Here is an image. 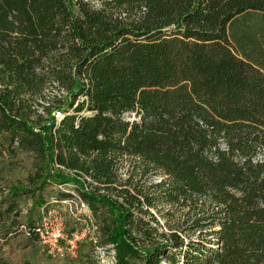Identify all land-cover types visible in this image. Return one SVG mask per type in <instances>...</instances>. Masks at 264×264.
Instances as JSON below:
<instances>
[{"label": "trees", "instance_id": "1", "mask_svg": "<svg viewBox=\"0 0 264 264\" xmlns=\"http://www.w3.org/2000/svg\"><path fill=\"white\" fill-rule=\"evenodd\" d=\"M257 12L264 0H0V135L41 160L31 184L0 186V264L35 222L22 214L72 194L19 208L52 183L106 208L118 264H264V68L233 42ZM54 161L70 170L48 176Z\"/></svg>", "mask_w": 264, "mask_h": 264}, {"label": "rangeland", "instance_id": "2", "mask_svg": "<svg viewBox=\"0 0 264 264\" xmlns=\"http://www.w3.org/2000/svg\"><path fill=\"white\" fill-rule=\"evenodd\" d=\"M97 4H100L101 0H94ZM248 24L251 27V35L247 37L233 38V42L237 51L241 54L246 55L253 59L257 64L264 68V13H250L248 15ZM239 21V22H238ZM236 24L245 23V19H239ZM237 31L241 33L244 26H236ZM240 30V31H239ZM49 88L47 91V104L52 102L51 99L54 94H65L68 89L64 86ZM52 106V103L50 104ZM53 110V109H52ZM54 111V110H53ZM52 111V113H53ZM38 112H40L44 117H48V109L38 106ZM1 138L6 147L3 154L0 155V186L2 188H10L12 186L28 185L31 184L29 176L37 172L38 165L41 164V160L37 159L36 156L28 151H24L15 147V145L9 144V134L2 133ZM138 162V159H136ZM129 159L128 156H123L122 160L119 162V174L121 178L128 177L129 173ZM62 171V169H55L53 163H49L47 166L46 174L48 176H54L56 172ZM161 176V172L155 174L154 178ZM37 181V179H36ZM69 184V183H68ZM60 190H71L72 186L63 183L62 186L59 183L47 184L43 189L37 190L36 194H23L19 198V208L24 205L27 200H35L38 194L44 195L45 198H50L51 196H57ZM90 207V206H89ZM91 214L95 218L101 227L102 217L106 213V208L101 207L100 210L93 211L90 207ZM156 211V210H155ZM66 218V227L72 229L79 226L81 223V218L79 219L72 213L69 209L63 211ZM157 216L161 219L162 215L156 211ZM39 216V208L35 204L28 214H22L20 219L28 220L31 218L32 221H37ZM101 221V222H100ZM99 239L97 242L92 240L84 241L76 256H71L69 254L59 255L49 253L47 247L38 241L31 242L28 240L26 235L20 231L15 232L10 235L7 243L1 249L3 256L8 261V264H118L116 247L115 244L106 239L103 228L100 229L98 233ZM132 264H143L142 260L136 258L133 260ZM162 264H172L168 260L164 259Z\"/></svg>", "mask_w": 264, "mask_h": 264}, {"label": "built area", "instance_id": "3", "mask_svg": "<svg viewBox=\"0 0 264 264\" xmlns=\"http://www.w3.org/2000/svg\"><path fill=\"white\" fill-rule=\"evenodd\" d=\"M60 113L56 109L53 111L57 118L61 116ZM52 163L55 169L70 170L65 164L56 161ZM87 177L90 179L89 176ZM59 185L62 186L63 183ZM64 209H69L70 213L81 218L79 226L72 229L66 227ZM21 229L26 235L32 231L37 233L38 240L47 247L51 254L76 256L84 241H98L101 227L100 223L93 218L89 203L78 191L73 190L70 196L62 198L57 205H41L38 220L32 226L22 223Z\"/></svg>", "mask_w": 264, "mask_h": 264}, {"label": "crops", "instance_id": "4", "mask_svg": "<svg viewBox=\"0 0 264 264\" xmlns=\"http://www.w3.org/2000/svg\"><path fill=\"white\" fill-rule=\"evenodd\" d=\"M38 208H40V207H38ZM36 241L40 242L38 239Z\"/></svg>", "mask_w": 264, "mask_h": 264}]
</instances>
